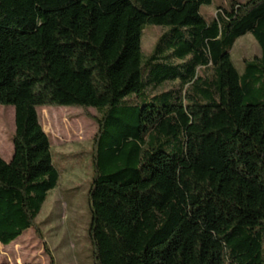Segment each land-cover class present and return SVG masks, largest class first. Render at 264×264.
Returning a JSON list of instances; mask_svg holds the SVG:
<instances>
[{
    "label": "trees",
    "instance_id": "16d2710c",
    "mask_svg": "<svg viewBox=\"0 0 264 264\" xmlns=\"http://www.w3.org/2000/svg\"><path fill=\"white\" fill-rule=\"evenodd\" d=\"M212 4L0 0V106L14 110L1 245L40 235L60 181L37 109L91 108L93 264H264V0L206 20ZM145 26L164 28L148 57ZM246 34L260 55L239 74L231 51ZM146 88L142 105L128 99Z\"/></svg>",
    "mask_w": 264,
    "mask_h": 264
},
{
    "label": "rangeland",
    "instance_id": "374dc122",
    "mask_svg": "<svg viewBox=\"0 0 264 264\" xmlns=\"http://www.w3.org/2000/svg\"><path fill=\"white\" fill-rule=\"evenodd\" d=\"M248 0H213L203 6L201 15L214 18L217 7L229 9L232 2ZM164 32L163 27L145 26L141 35V52L148 57ZM260 49L254 38L246 34L239 38L231 51L237 72L243 73L244 62L259 57ZM147 72H143V81ZM167 84L166 90L170 88ZM159 90L158 92H160ZM148 88L140 97L128 99L142 105L147 101ZM39 123L47 135L52 161L60 171V181L53 189L36 218L37 228L25 231L16 241L0 244V264H93L89 242L90 210L87 193L91 179L90 152L97 132L94 109L75 107H41L37 109ZM14 110L0 106V157L9 162L13 154Z\"/></svg>",
    "mask_w": 264,
    "mask_h": 264
}]
</instances>
